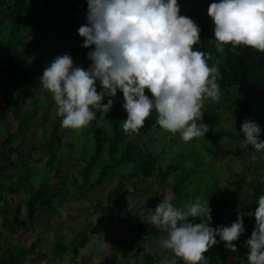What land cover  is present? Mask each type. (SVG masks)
Listing matches in <instances>:
<instances>
[{
    "label": "clouds",
    "instance_id": "obj_1",
    "mask_svg": "<svg viewBox=\"0 0 264 264\" xmlns=\"http://www.w3.org/2000/svg\"><path fill=\"white\" fill-rule=\"evenodd\" d=\"M86 2V23L77 31L83 38L81 47H91L89 67L74 66L65 53L55 57L39 77V85L51 94L56 114L62 117L61 126L79 130L96 119L97 113L105 116L119 90L127 113L125 133H138L155 111L156 125L169 133L179 132L184 142L205 137L210 129L200 122L201 109L206 98L217 101L220 97L219 61L210 67L207 61L211 55L193 50L200 42L201 29L180 14L177 0ZM207 15L213 21L215 49L221 55L227 44L233 51L244 45L264 52V0H219L209 4ZM260 132L252 120L240 125L244 144L256 151L264 149ZM172 199L160 200L152 212L137 213L143 223L164 233L158 243L173 254L170 264H177L175 258L184 264H199L206 259L204 253L220 241L227 250L237 251L233 241L244 232L243 214L228 227L213 228L210 223L189 219L207 217L210 221L208 200L197 198L184 211L177 209ZM249 214L255 218V227L245 241L247 262L264 264V195Z\"/></svg>",
    "mask_w": 264,
    "mask_h": 264
},
{
    "label": "rangeland",
    "instance_id": "obj_2",
    "mask_svg": "<svg viewBox=\"0 0 264 264\" xmlns=\"http://www.w3.org/2000/svg\"><path fill=\"white\" fill-rule=\"evenodd\" d=\"M36 1L45 10L44 24L86 23L87 11L67 13L62 8L57 9L54 2L50 1L45 5L44 0ZM78 1L80 4L87 3L86 0ZM213 2L219 0H177L181 15L189 9L211 23L213 21L207 15V9ZM65 45L68 50H74L78 54L73 46ZM82 56L87 58L86 55ZM48 63L45 61L43 66H40L41 75ZM220 90L217 101L211 98L204 100L200 122L209 125V131H222L220 143L227 147L241 148L239 154L224 153L214 156L205 147L208 143L206 134L205 137L184 142L179 132L169 133L158 125L157 130H153L149 136H143L142 141L145 144H152L163 167L174 160H182L184 165L193 167L194 172L191 184L186 189L187 194L171 200L177 209L184 211L187 210L186 206L195 202L197 198L201 202L208 200L212 209L210 221L207 217L194 220L189 218L193 223H210L209 226L213 228L221 225L228 227L236 220L238 214H243L244 232L238 240L233 241L237 251L227 250L224 242L220 241L204 253L206 259L199 264H248L246 257L248 248L245 241L250 238L255 227V218L249 213H254L256 207L247 197L251 190L247 193L248 189L245 186L242 192H239L232 175L237 172L245 173L249 181L255 177L254 170L264 174V149L256 151L251 146H246L240 133V125L246 119L254 121L260 129L262 125L264 126V99L250 93L239 95L233 88L226 91L220 87ZM41 97L44 99V105L37 111L45 109L47 118L41 125L38 123L27 125L31 134L21 136L26 149L39 137L43 126H47L53 117L55 102L51 94L42 89ZM10 123L13 125L14 122ZM80 131L66 128L61 130L65 142L71 143L72 146L65 144L59 151L62 152V162L58 175L48 173L44 163L46 157L41 154L36 155L38 158L36 161L28 156L25 163L11 168L8 173H0V205L2 201H7L11 206L19 205L20 217L24 220H27L26 201L31 190L44 181H49L51 188L55 189V196L51 199L55 208L39 212L31 226L4 227L1 223L3 215L0 214V256L13 258L15 264H102L107 260L118 264L135 262L142 264L143 259L139 254L122 255L124 251L130 253L138 246H142L144 252L153 256L151 264H170L174 258L173 254L161 248L158 243L164 233L143 223L137 215L138 211L145 214L152 212L160 200L172 197L170 185L159 186L153 176L148 182H142L143 188L141 181L136 180L138 192L122 202H118L116 198L108 202L107 195L113 188L115 179L108 178L103 183L90 186V179L93 180L98 172L97 167L89 171L88 181H84L78 172L82 164L79 142L85 135ZM262 137L263 134L260 133L259 140ZM13 158L17 160L16 155H13ZM255 164L258 166L253 167ZM216 179L223 189V195L218 196L219 199L224 197L228 202L226 215L210 198V186L214 185ZM262 195L264 193L259 197ZM217 212L220 213L218 221L215 219ZM74 235L78 236V242L72 241L71 237ZM216 239L219 240V237ZM58 241L67 246V253L62 257L55 248ZM74 250H77V253ZM74 253L79 254V259L75 258ZM175 259L177 264H180L177 258Z\"/></svg>",
    "mask_w": 264,
    "mask_h": 264
},
{
    "label": "trees",
    "instance_id": "obj_3",
    "mask_svg": "<svg viewBox=\"0 0 264 264\" xmlns=\"http://www.w3.org/2000/svg\"><path fill=\"white\" fill-rule=\"evenodd\" d=\"M54 2L57 9L64 12L82 13L87 11V3L80 4L78 0H44ZM45 10L36 0H0V173L5 174L11 168H16L20 163L26 162V157L36 161L37 154L46 157L45 166L48 173L59 174L62 162V146L66 143L61 130L62 117L57 116V106H54L52 120L43 126L40 135L29 147L25 148V141L21 139L23 134H31L27 125L38 123L41 125L47 118L45 109L37 111L44 105L41 97L42 87L39 85L41 69L45 61L50 64L57 56L69 54L74 66L87 69L90 61L83 58L91 50L81 47L83 38L78 35L80 23L54 22L44 24ZM186 17L194 20L199 28L200 42L194 45L193 50L203 51L211 55L207 61L213 66L219 61L217 67L220 72L218 83L223 90L233 88L239 95L250 93L264 99V52L254 48L238 45L235 51L232 45L224 46V54L221 55L215 49L213 38V23L199 17L193 11L187 9ZM51 36V37H50ZM71 45L78 52L68 50L65 46ZM94 47V46H93ZM99 91V85L97 84ZM146 95L151 94L145 89ZM114 105L105 116L97 113L96 119L91 121L80 132L85 135L80 140L82 164L78 168L84 181L89 180V171L97 167L95 178L90 179V186L95 183H103L108 178L115 179L113 188L108 192L107 201L116 198L118 202L131 197L138 192L135 181H141V187L155 177L159 186L170 185L172 197L179 198L187 194V187L191 184L193 167L183 164L182 160L169 162L165 167L159 162L158 154L152 144H145L143 136H149L156 129L157 114L155 111L146 119L145 126L138 133L129 135L123 130V122L127 119V113L123 109V94L119 90L114 98ZM47 102H50L46 100ZM106 103L107 101H102ZM13 121V125L10 123ZM264 141V126L261 132ZM221 132L208 131L206 133V149L214 156L224 153L239 154L241 148L223 146L219 139ZM91 138V139H90ZM17 156V160L13 158ZM255 164L253 167H257ZM254 179L247 181L245 173H234L233 182L239 192L246 186L251 193L247 194L249 202L258 207L259 195L264 193V174L260 171L253 172ZM50 175V174H49ZM75 178L73 179V182ZM210 186V198L212 203L220 208L223 214H227L228 202L223 195L222 188L217 183ZM49 181L41 182L31 190L26 201L27 220L21 219L19 205L11 206L7 201H2L0 214L3 215L4 227L16 225L24 228L31 226L39 212L54 209L51 199L55 196V189L51 188ZM77 185V184H76ZM220 213L215 219L218 221ZM56 251L60 257L67 249L66 244L56 242ZM141 255L142 264H151L153 256L144 252L142 246L135 251L122 255ZM222 256V255H220ZM180 264L184 262L177 258ZM13 258L1 257L0 264H14ZM104 264H118L106 261ZM138 264V263H134Z\"/></svg>",
    "mask_w": 264,
    "mask_h": 264
},
{
    "label": "crops",
    "instance_id": "obj_4",
    "mask_svg": "<svg viewBox=\"0 0 264 264\" xmlns=\"http://www.w3.org/2000/svg\"><path fill=\"white\" fill-rule=\"evenodd\" d=\"M81 235H83V233H81ZM70 237H71V236H70ZM71 239H72V241H74V242H78V241H79V238H78L77 235H74V237H71ZM74 252L77 253V250H74ZM65 253H67V249L65 250L64 254H65ZM75 253H74V255L76 256L75 258H76V259H79V257H78L79 254L76 255ZM78 253H79V251H78ZM64 254H63V256H64ZM107 261H109V260H107ZM110 261H111V260H110ZM105 262H106V261H105ZM105 262H104V263H105ZM111 262H112V261H111ZM104 263H102V264H104ZM14 264H15V263H14Z\"/></svg>",
    "mask_w": 264,
    "mask_h": 264
}]
</instances>
